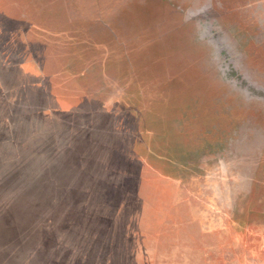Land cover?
Here are the masks:
<instances>
[{
    "label": "rangeland",
    "instance_id": "rangeland-1",
    "mask_svg": "<svg viewBox=\"0 0 264 264\" xmlns=\"http://www.w3.org/2000/svg\"><path fill=\"white\" fill-rule=\"evenodd\" d=\"M0 264H264V0H0Z\"/></svg>",
    "mask_w": 264,
    "mask_h": 264
}]
</instances>
